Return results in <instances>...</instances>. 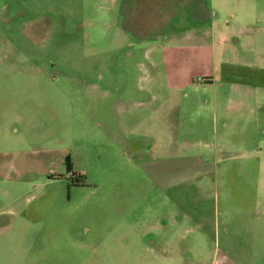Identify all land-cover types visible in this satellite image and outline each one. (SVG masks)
<instances>
[{
    "label": "rangeland",
    "instance_id": "rangeland-1",
    "mask_svg": "<svg viewBox=\"0 0 264 264\" xmlns=\"http://www.w3.org/2000/svg\"><path fill=\"white\" fill-rule=\"evenodd\" d=\"M126 2L0 0V264H212L224 251L212 189L162 183L173 168L161 176L152 158L168 128L163 99L203 73L209 41L181 34V21L138 38L147 17L125 19ZM233 5L229 18L218 6L216 32L251 25L255 9ZM257 34L264 47V24ZM255 184L246 204L262 198ZM248 212L264 239V216ZM252 250L264 264V248Z\"/></svg>",
    "mask_w": 264,
    "mask_h": 264
},
{
    "label": "crops",
    "instance_id": "crops-1",
    "mask_svg": "<svg viewBox=\"0 0 264 264\" xmlns=\"http://www.w3.org/2000/svg\"><path fill=\"white\" fill-rule=\"evenodd\" d=\"M160 1L127 0L122 16L125 18L127 13L128 19L129 16L145 19L146 15L148 21V28L140 34L133 33L134 36L152 39L164 34L169 25L181 21L187 27L181 34L197 41L205 35L210 50L207 49L206 60L202 58L204 71L197 80L189 78L191 75L174 80L175 94H179L169 93L163 99V104L169 105L165 109L171 116L161 118V123L167 122L168 128L159 129V153L151 156L159 160L161 176L167 174V166L173 168L170 173L173 178L167 181L162 178V183L173 182V187L192 183L197 189L204 186L212 189L215 224L221 223L225 232L222 242L216 237V245L224 251L212 264H256L252 249L264 248V239L258 238L261 229L247 226L245 216L252 215L249 210H255L261 218L264 216V192L260 193L259 202L257 198L252 199L251 193L252 201L246 204L244 186L253 188L256 183L254 187L264 191V47H259L257 41V33L264 24V6L257 8V0L235 3L220 0L217 6L216 0H172V3L163 0L160 8ZM221 3L227 18L231 4L234 8L246 6L247 12L248 8H254L248 13V20L243 21L251 25L238 31L226 26L216 32V14ZM234 17L230 19H238ZM244 34L247 39L241 48H236L237 37H242L238 35ZM216 35L222 42L221 39L215 42ZM196 46L188 49L193 52L186 53L191 57L194 54L192 59L198 60L200 48ZM197 224L193 228L201 230Z\"/></svg>",
    "mask_w": 264,
    "mask_h": 264
}]
</instances>
